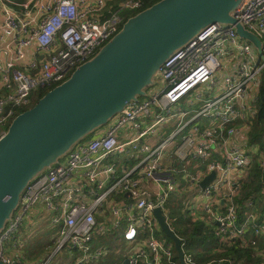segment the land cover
Segmentation results:
<instances>
[{"label": "built area", "instance_id": "obj_1", "mask_svg": "<svg viewBox=\"0 0 264 264\" xmlns=\"http://www.w3.org/2000/svg\"><path fill=\"white\" fill-rule=\"evenodd\" d=\"M142 7L143 0H0V139L40 90L64 82L121 30L129 18L122 12ZM229 15L258 38L259 50L234 24L214 22L173 51L153 75L148 97L130 100L103 134L75 142L62 160L27 182L0 231L2 264H58L53 260L63 249L79 251L68 264H102L116 245L129 254L109 264H180L172 240L155 236L160 228L153 214L161 208L170 216L164 208L180 194L179 166L199 189L201 213H193L211 225L221 247H249L264 262V213L247 198L241 215L237 201L250 167L264 169V126L259 140L251 137L264 70V0H239ZM204 94L210 98L195 109ZM126 128L128 139L120 137ZM168 152L175 158L169 166ZM192 160L195 174L186 170ZM212 171L215 177L201 188ZM39 206L57 229L54 247L28 259L7 242ZM167 222L172 228L171 216ZM102 234L108 240L95 245ZM181 247L186 264H199L182 240Z\"/></svg>", "mask_w": 264, "mask_h": 264}, {"label": "water", "instance_id": "obj_2", "mask_svg": "<svg viewBox=\"0 0 264 264\" xmlns=\"http://www.w3.org/2000/svg\"><path fill=\"white\" fill-rule=\"evenodd\" d=\"M234 1H158L129 17L95 57L18 113L0 139V224L9 206L18 203L21 191L33 178L32 171L42 163H55L56 154L66 145L71 147L85 130L106 123L130 100L142 96L141 86L148 75H154V69L188 35L223 19L259 50L258 38L230 17ZM214 177L212 171L199 186L204 188ZM153 214L160 230L174 243L180 264H186L181 238L167 222L170 216L161 208H155Z\"/></svg>", "mask_w": 264, "mask_h": 264}, {"label": "rangeland", "instance_id": "obj_3", "mask_svg": "<svg viewBox=\"0 0 264 264\" xmlns=\"http://www.w3.org/2000/svg\"><path fill=\"white\" fill-rule=\"evenodd\" d=\"M238 2H239V0L234 1L231 4V6L229 7L230 8L229 10H233L236 7V5L238 4ZM220 21L222 24L228 23L223 19ZM193 37H194V34L188 35L186 39L182 40L178 44V47L184 46ZM107 43L108 42H105L100 48H98L97 51L92 55L91 59L93 57H95L97 55V53L100 51V49L103 46H105V44H107ZM154 70H157V69L155 68ZM260 77L264 79V70L261 72ZM155 86H156V78H154L152 74L148 75L147 79L143 82V84L141 86V88L143 90L142 97H148L152 93ZM216 88L217 87H215V89ZM47 91L48 90H40L39 93H41V95H44ZM209 98H210L209 94H204L202 96V101L197 102L198 104H196L194 108L199 109L201 107V105L203 104V102ZM110 119L111 118H109V120L106 123L98 124L96 126H92L91 128L85 130L82 134L83 135L82 137L89 138V137L95 135V133H97L100 129H102L106 124H108L110 122ZM255 121L253 123V126L251 127V137L253 140H259L260 134H261V129L264 126V123L259 125V131H257V133H255L254 132ZM7 127H8V125L6 126V128ZM256 134H257V136H256ZM80 137L81 136L76 138L75 141H79L82 138V137L81 138ZM69 149H70V147L66 145L60 152H58L56 154V157H58L60 160H62L61 157L64 156L69 151ZM117 159L120 160V159H123V157H119ZM126 164L129 166L130 162L127 161ZM48 165H49V162H46V163H42L41 165L37 166L32 171L33 177L40 175L43 172H45L47 170V168L49 167ZM203 166L204 165H201L200 169L203 168ZM179 168L181 170L176 175V177L181 180L182 185H185V183L187 182V179L184 177L185 174H184V171H182L183 168H181L180 166H179ZM186 170L191 174H195V169L193 168L192 163H189L186 165ZM250 178H251V176L247 173V178H246L247 181ZM196 191H198V189H196ZM181 195L182 194H180L174 198H169V200L166 202L165 208H164V210L166 212H171V214L173 215V218H174V222L172 224H175V226L178 228H180L181 225H183V223L179 219V217H180L179 214H181L185 217V216H187V213H188L187 212L188 207H186V206H188V202ZM184 202H186L187 205H185ZM17 206H18V203L16 201H14L9 206L6 214L2 218V221L0 224V231L4 228L6 223L12 218L14 212L17 209ZM39 220H41L40 223H42L43 218H40ZM199 220H201V219L196 218L193 221H190L189 223H187L188 227L189 228L192 227L193 224H190V223H194L196 221L199 222ZM203 221H205V220H203ZM205 223H206V221H205ZM56 231H57V229L55 227L49 226L48 222L46 223L45 229L40 228V226H36V227H32L30 229V231H26L23 227H21L19 229L17 235L13 236L10 239V241L7 242V244H9L11 242L16 243V249H18L20 252L26 253L28 251L27 252L28 256H31V257L37 256L38 258H41L43 253L44 254L48 253V251H50L54 247V236H55ZM155 236L159 239H164L166 237L163 234V232L158 230V229H155ZM115 238H116V240H120V235L117 231L115 232ZM107 240H108V237L105 234H102V235H96L93 242L95 243V245H97V244H104ZM110 243H113V242L111 240H109L106 244H110ZM218 251H223V249H219ZM128 254L129 253H127V249L125 247L120 246V245H116V247L112 250V252L109 256L110 261L104 262L102 264H109V262H111V261L118 262L123 257H125V255H128ZM174 254L177 255L175 249H174ZM37 257H35V258H37ZM78 257H79V251L78 250L68 251L67 249H63L59 253V255L53 260V262L54 261L58 262V264H68L69 262L75 261Z\"/></svg>", "mask_w": 264, "mask_h": 264}, {"label": "trees", "instance_id": "obj_4", "mask_svg": "<svg viewBox=\"0 0 264 264\" xmlns=\"http://www.w3.org/2000/svg\"><path fill=\"white\" fill-rule=\"evenodd\" d=\"M16 2H22L24 0H14ZM160 0H143V7L139 10H132L127 12H122L126 15V17H132L139 13L140 11L152 6ZM112 8H117V2H112ZM43 95L38 92L36 98H33V103L21 109L24 111L25 109L33 106L37 100ZM139 96L138 98H141ZM256 107H257V117L255 121L254 132L257 133L259 131V125L264 123V79L262 78V82L259 86L258 95L256 99ZM20 111V112H21ZM257 136V134H256ZM85 137L80 139L84 140ZM248 174L251 178L247 181L245 179L240 188L239 195L237 197V201L239 204V214L246 210L248 207L244 206V201L247 198H250L254 201L255 208L258 212L264 213V194L262 193V183L264 180V169H259L255 164H253ZM247 178V177H246ZM169 215L172 218L171 226L175 234H177L182 242L183 249L186 253H191L195 261L199 264H264L261 257L254 256L252 250L249 247H240L237 243H232L229 245H222L219 243L217 236L214 233L211 225H208L203 220H199L190 223L193 224L192 227H188L187 223L193 221L191 216L187 213V216H183L181 214L179 219L183 223L180 228L176 227L174 222L173 215L169 212ZM240 215V216H241ZM205 223V224H204ZM167 238V237H166ZM219 249H223V251H218ZM212 251V252H211Z\"/></svg>", "mask_w": 264, "mask_h": 264}, {"label": "crops", "instance_id": "obj_5", "mask_svg": "<svg viewBox=\"0 0 264 264\" xmlns=\"http://www.w3.org/2000/svg\"><path fill=\"white\" fill-rule=\"evenodd\" d=\"M0 23H1V11H0ZM40 58V54H38V59ZM155 89V88H154ZM153 89V90H154ZM111 125V121L108 123V124H106L102 129H100L97 133H95V135H93V136H91V137H97V136H99V135H101V134H103L106 130H107V128L109 127ZM173 126V124L172 123H170V124H168V126H167V128H166V130L167 129H169V128H171ZM129 136H131V131H130V129L129 128H126L125 130H122L121 132H120V137L122 138H129ZM91 137H89V138H91ZM119 137V138H120ZM148 140H152L150 137H149V139ZM164 162H165V164L167 165V166H169L168 164H173V163H175V158H174V156L173 155H171L169 152L166 154V156H165V159H164ZM190 163H192L193 164V166H195V165H197L198 163H197V161H195V160H192ZM202 164H199V166H198V169H200V166H201ZM201 169H204V166H203V168H201ZM180 180V179H179ZM181 188L180 189H178V191L180 192V194H182L181 196L184 198V199H186L187 200V202H188V206H186V207H188V209H187V212H188V214L191 216V218H193V217H195V218H198L197 217V215L198 214H195L196 212H200L201 213V210H200V207H199V203H198V200H197V194H198V192H199V189H198V187L197 186H195V185H191V184H189L188 183V181L185 183V185H182L181 184V180H180V185H179ZM196 189H198V191H196ZM179 194V195H180ZM184 204L185 205H187L186 204V202H184ZM189 206L191 207V206H193L194 207V209L192 210V212H190V210H189ZM193 212H195V213H193ZM44 213H45V211L39 206V207H37L36 209H34L32 212H31V214H30V216H29V219L27 220V222L23 225V228L26 230V231H30V229L32 228V227H36V226H40V228H44L45 229V227H46V223H47V221L45 220V218H46V216L43 218V216H44ZM40 218H43V220H42V223H40L41 222V220H39ZM198 219H200V218H198ZM46 222V223H45ZM206 224H207V222H206ZM10 244L11 243H9L8 245L10 246ZM28 252V251H27ZM26 252V257L28 258V259H36L35 257H37V256H34V257H31V256H28V253ZM31 253V252H30ZM44 254V253H43ZM38 258V257H37Z\"/></svg>", "mask_w": 264, "mask_h": 264}]
</instances>
